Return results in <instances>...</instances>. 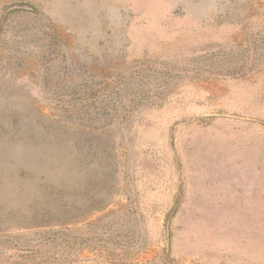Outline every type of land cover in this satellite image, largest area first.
I'll return each mask as SVG.
<instances>
[{
    "label": "rangeland",
    "instance_id": "374dc122",
    "mask_svg": "<svg viewBox=\"0 0 264 264\" xmlns=\"http://www.w3.org/2000/svg\"><path fill=\"white\" fill-rule=\"evenodd\" d=\"M0 234L40 250L9 264H264V0H0Z\"/></svg>",
    "mask_w": 264,
    "mask_h": 264
},
{
    "label": "trees",
    "instance_id": "16d2710c",
    "mask_svg": "<svg viewBox=\"0 0 264 264\" xmlns=\"http://www.w3.org/2000/svg\"><path fill=\"white\" fill-rule=\"evenodd\" d=\"M2 235L3 234H0V237H2ZM41 236L45 237V240L47 239L51 241L52 244L55 243L57 247L62 246V247L74 249V247L80 246V244H78V242H76L71 235L63 231L51 229L41 232ZM14 238L16 240L18 239L17 236H7V235L3 236L2 239L0 238V247L3 245L5 241L8 240L10 243H12L10 246L14 247L16 252L20 253V256L23 258L35 259L40 255V250L38 249V245L32 244L30 241H27L25 238L23 239L24 241L23 242L21 241V244H19L18 241L13 242ZM3 260L0 259V264H9L6 260L4 263Z\"/></svg>",
    "mask_w": 264,
    "mask_h": 264
}]
</instances>
